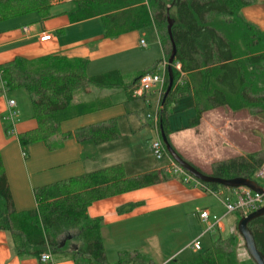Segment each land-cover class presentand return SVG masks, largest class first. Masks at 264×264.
I'll list each match as a JSON object with an SVG mask.
<instances>
[{
	"label": "trees",
	"instance_id": "1",
	"mask_svg": "<svg viewBox=\"0 0 264 264\" xmlns=\"http://www.w3.org/2000/svg\"><path fill=\"white\" fill-rule=\"evenodd\" d=\"M253 1L75 0L65 13L70 22L100 16L104 37H115L151 25L165 56L169 58L174 49L172 63H178L185 76L183 82L178 83L180 71L171 65L173 83L165 93L169 83L168 66L164 70L163 91L158 99V127L160 136L163 132L168 139L170 106L189 93L194 96L195 113L188 121V127L197 126L203 113L220 106H227L232 111L250 107L255 108L256 113H264V30L246 20L240 12L243 6ZM52 2L0 0V20L34 12L40 19H46L52 16ZM85 65L83 58L61 55L32 59L17 56L0 65V93L23 87L31 99L32 118L36 125L18 134L23 149L38 141L53 148L51 137L57 134L62 138L59 141L75 138L79 142L88 140L95 144L120 136L114 119L72 131L60 130L61 121L89 110H85L84 104L77 107L72 104L75 90L89 86L127 87L118 70L88 76ZM144 72L138 74L134 88L128 87L129 95L136 89L138 77ZM263 161L264 156L253 151L215 163L211 174L220 178L242 176L257 181L255 173ZM173 176L176 175L166 167L127 175L122 164H115L35 188L36 207L17 211L0 157V230L11 235L15 251L20 256L39 258L48 250L51 254L69 252L75 264H122L129 261L149 264L138 253L128 251L120 252L116 262H108L100 233L102 219L91 218L86 211L96 200L153 185ZM201 183L213 190L220 189L216 183ZM136 204H124L117 210L125 213ZM237 213L240 218L242 214ZM248 227L257 248L264 255V214L249 221ZM69 240L73 241L72 247L68 246ZM239 240L236 231L225 236L219 231L209 245L195 251L189 258L175 256L164 264L253 263L250 258L239 257Z\"/></svg>",
	"mask_w": 264,
	"mask_h": 264
},
{
	"label": "crops",
	"instance_id": "2",
	"mask_svg": "<svg viewBox=\"0 0 264 264\" xmlns=\"http://www.w3.org/2000/svg\"><path fill=\"white\" fill-rule=\"evenodd\" d=\"M64 2L68 1L52 2V16L43 20L35 12L0 20V65L17 56L32 59L44 55H61L85 59V73L88 76L112 69L118 70L122 75L124 86L127 87L89 86L86 89L75 90L72 104L76 107L84 104L83 106L86 107L84 109L88 108L89 110L61 121L60 130L62 132L72 131L81 126L114 119L120 136L98 144L88 140L79 142L75 138H65L60 143L62 146L60 149L57 145L50 148L46 143L38 141L31 143L25 150L17 136L19 133L34 128L36 124L34 125V122L31 121L33 113L32 115L26 113V115H21V118L19 116L16 118L17 113H21L22 109L18 106L15 97L11 95V91L17 89L24 91L32 109L30 96L23 87L2 90L0 93V157L14 208L17 211L36 207L35 188L90 171L122 164L127 175H135L167 166V163L149 162L148 159H144L140 155L139 149L141 148L147 152V157L150 151L148 130L140 125L136 113H133L140 104L138 101L131 107L124 104L130 98L139 95L132 91L131 95L128 94L130 92L128 87L134 88L138 74L142 71H152L155 68L156 45L164 55L156 31L158 44L154 47H149L146 42L145 45L140 43L142 32L139 30L127 31L115 37H104L100 16L70 22L67 13H65L68 9L60 6ZM240 12L246 20L264 30V0H254L243 6ZM44 34H50V39L41 41L39 38ZM143 48L149 50H142ZM140 55H144V57L141 58ZM150 55L152 56L148 58ZM128 66L132 78L128 75ZM144 95L141 96L144 97ZM8 99L15 101L12 118L9 116ZM173 104H176V115L180 116V112L188 107L191 112L180 122H177L170 110L168 113L169 142L186 161L201 171L211 174L215 163L253 152H242L235 143L236 136L242 137L243 135L244 120L235 118L236 111H232L227 106H220L203 113L197 126L182 130L186 134L191 131L195 134L192 138L193 142L196 141L195 145L206 141L208 146L207 151L204 149L201 151L198 146L192 152H186L184 155L169 137L176 140L171 132L180 124L181 127L185 126L186 122L194 116L193 93L178 98ZM132 108L133 111L130 114ZM26 116L28 117L26 118ZM123 126L128 127L124 128ZM199 127H203L204 135L199 133ZM241 129L243 130L241 131ZM136 130L138 133L146 130L147 134L144 133L142 138H138L133 135ZM61 139L59 134L51 137L53 141ZM83 151L87 154L85 157L82 155ZM206 155L209 157H204ZM203 159L205 161H202ZM200 162H212L211 170H202L199 167ZM220 192L221 196L218 199L210 191L203 190L198 184L183 182L179 176H173L153 185L96 200L88 206L86 212L91 218L101 217L102 219L100 233L105 258L108 262H116L120 252L128 251L132 254L138 253L143 256L141 258L145 261L149 259V264H164L188 249L195 252L189 244L203 231L193 234L189 239L178 238L182 221L184 222L190 216L192 209L196 216L193 219L190 217L192 225H195L194 228L204 223L198 214L201 210L206 209L211 214L221 217L219 226L214 228L217 230V236L219 231L222 236L236 231V225L235 227L230 225L227 228L224 218L230 214L225 213V207L221 201L224 198L234 200L235 196L230 187L220 188ZM128 203L137 204L130 211L119 213L118 207ZM222 209L223 212L220 213ZM206 233H210V231ZM206 233L201 236V239ZM160 237L167 247H160V243H157L156 240ZM210 239L213 238L210 237ZM143 240L149 241L148 246L156 251L155 257L147 255L148 253H142L144 249L140 242ZM240 248L238 255L244 259L246 254L244 255ZM189 257L178 258L187 259ZM0 264H75V262L69 252L52 254L50 262H40L35 255L20 256L15 251L11 235L5 230H0ZM122 264L140 263L129 261Z\"/></svg>",
	"mask_w": 264,
	"mask_h": 264
},
{
	"label": "rangeland",
	"instance_id": "3",
	"mask_svg": "<svg viewBox=\"0 0 264 264\" xmlns=\"http://www.w3.org/2000/svg\"><path fill=\"white\" fill-rule=\"evenodd\" d=\"M63 1H68V2L61 3L62 5H60V6L65 7V9H70L72 3L75 0H53V2H63ZM139 31L142 32V35L140 36V38L145 40V42L149 45V47H151V46L154 47L156 44H158L157 35L155 33L153 26H151V25L147 26L143 29H140ZM156 48H157V51H156L157 56H155L156 66L153 70L157 74L162 75L163 74V53H162V50L157 47V45H156ZM142 50H149V49L143 48ZM151 56L152 55H150L148 58H150ZM140 57L143 58L144 55H140ZM127 71L128 72L130 71L129 66L127 68ZM128 75H129V77L132 78V76H131L132 74H130V72L128 73ZM11 95H13L15 97V99L18 103V106H20L21 107L20 109H22L21 113L20 112L17 113L16 118H18V116L21 118V115H26V113H29V114L31 113V115H32L33 112H32V109L30 108V103L27 100V95L24 91L19 90V89L13 90V92L11 91ZM135 95H137V94H135ZM124 97H126V94H124ZM157 100H158L157 91H147V92H145L144 97H142L141 95H138L137 97L130 98L124 104L128 105L129 107L134 105L135 102H137V101L140 104L139 106L136 107V110L133 113H136L137 120L140 121L139 123L141 126H143V128H146L148 130V134H147L146 130L144 132L142 131L139 133L136 130L133 135H135L138 138L139 137L142 138V136H144V133H145V135L147 134V137H149V142H150V151H149L148 157H147V152L143 148L139 149L140 155L143 156L144 159H148L149 162H153L156 164L157 163H160V164L167 163L168 164V158L166 155H163L161 159H158L154 155L152 148H151V142L153 139L156 138V132L152 126V123L146 118V115L151 114L152 112H154L156 110ZM133 108L130 110V114L133 111ZM248 108L249 109L243 108V109L236 111L237 114H235V118L240 119L241 121L244 120L243 121L244 125L242 126V128H244V130L241 129V131L243 130L242 131L243 132L242 137L236 136L237 139H236L235 143H236V145L239 146L238 148H240L241 149L240 151H242V152L255 151V152L259 153L260 156H262V155H264V113H262V112L256 113L255 108H250V107H248ZM176 109H177L176 104H172L170 106V110L172 112L171 114L177 122H180V120L182 118L186 117V115L191 112L190 108L188 107V108H185L184 110H182L180 112L181 115L179 116V115L175 114ZM114 111H115V109H114ZM27 117L28 116H26V118ZM31 121L34 122V125L36 124L35 120L33 118H31ZM186 123L188 124V122H186ZM187 124L185 126H182V127L180 126L181 125L180 124L179 126L175 127L176 129L174 131L171 132V134H173V137H176V140L173 139L172 137H169V138H171V140H173L172 142L175 143L174 145H176L177 149L181 150L184 155H186V152H192L198 146H199V149L201 151H202V149L207 151L208 146H207L206 141H202L199 145H195L194 143L196 141L194 140V142H193V139H192L195 134L191 133L192 131L189 132L188 134L183 133L182 130L188 128ZM123 127L126 128L128 126H123ZM202 128L203 127H199L198 131L200 134L204 135L205 132ZM185 136H186V138H185ZM59 142H61V141H59V140L53 141L52 140L53 145L59 146V149H60L62 146L60 145ZM236 151L238 152L239 150H236ZM240 151H239V153H242ZM82 155L85 157L87 154L85 151H83ZM204 157H209V156L206 155ZM229 157H233V156H229ZM202 161H205V160L203 159ZM212 165H213L212 162H210V163L202 162L199 167H201V169L204 171H210L212 168ZM180 177H182V175ZM256 179L260 185L264 186V179L263 178L256 177ZM219 188L225 189L226 187L220 185ZM222 212H223V209L220 213H222ZM190 213H191L190 216H188V218L186 220H184V222L182 221V224H181L182 228H181V231L178 233V238L181 240L189 239L193 234L200 233L201 231H203V229L206 226L205 223H202L200 225L199 220L196 219L197 222H199L198 224L200 226L194 228L195 225H192V219L196 217L195 213H194V209H192ZM228 214H230V215L227 216L226 218H224V221L227 224V228L230 225L235 227L236 222L239 220L238 214L235 212H231ZM216 236H217V230L216 229H213L212 231H210V233H206L201 239L203 242L202 247L204 248L210 243V241H211L210 237L214 239ZM161 238L162 237H160L158 240H156L157 243H160V247H162V246L167 247L166 243H164L160 240ZM68 242L70 244L68 246L72 247L73 241L69 240ZM148 242L149 241H145V240L140 242L142 249H144V251L142 253H148L147 255L155 257L156 251L148 246ZM239 247H241L240 250L244 253V255L246 254L245 255L246 258H249L248 254L245 251V248L243 245V240L241 239V237L239 240L238 249H239ZM193 253H194L193 251L188 249V250L184 251V253H182L178 257L179 258L189 257ZM141 257L143 258V256H141ZM148 260L147 261L144 260L145 263H149L150 261H148ZM251 264H254V262Z\"/></svg>",
	"mask_w": 264,
	"mask_h": 264
},
{
	"label": "built area",
	"instance_id": "4",
	"mask_svg": "<svg viewBox=\"0 0 264 264\" xmlns=\"http://www.w3.org/2000/svg\"><path fill=\"white\" fill-rule=\"evenodd\" d=\"M50 34H44L40 36V40H48L50 39ZM142 45H145V41L142 39L140 41ZM169 65L168 58L163 55V74L159 75L154 70L152 71H146L139 75L137 83H136V89L134 90L135 93L139 95L145 94L147 91H157L158 98L161 95L163 91V84H164V70ZM174 65L175 68L180 71V76L178 78V83L183 82V77L185 76V72L180 69V65L178 63L171 64ZM1 74V70H0ZM8 105V111L9 116L12 118L14 111L13 107L15 106L14 99H8L7 101ZM158 104L157 108L154 112L151 114H147L146 118L152 123V126L156 132V138L152 140L151 142V148L156 156V158L161 159L163 155H166L168 158V164L166 166V169L175 174L176 176L182 175V181L183 182H194L198 184L203 190L210 191L215 197L220 198L221 192L220 189L213 190L211 188H207L204 186L201 181L195 179L191 174H189L181 165H179L167 152L166 147L161 139L160 131L158 127ZM256 177H260L264 179V161L258 168V170L255 173ZM231 191L233 192L235 199L230 200L229 198L221 199L224 207H225V213H231V212H239L242 215H246L249 212H252L264 204V198L263 196L259 195L258 193L254 192L253 190L247 188V187H235L231 188ZM200 220L206 224L203 232L197 236L195 239H193L189 246L195 251L201 250V236L213 230L215 227L219 226V223L221 221V217L211 214L208 210L203 209L198 214ZM40 262H50L52 260V254L50 251H43L39 256Z\"/></svg>",
	"mask_w": 264,
	"mask_h": 264
},
{
	"label": "water",
	"instance_id": "5",
	"mask_svg": "<svg viewBox=\"0 0 264 264\" xmlns=\"http://www.w3.org/2000/svg\"><path fill=\"white\" fill-rule=\"evenodd\" d=\"M171 21L168 22V31L170 32ZM174 61V49L172 50L171 54L168 58V71H169V83L165 90L167 93L173 83L172 77L170 75V68L171 63ZM161 137L164 142V145L168 151V154L179 164L181 165L189 174H191L194 178L207 182V183H216L221 186L235 188V187H247L254 192L258 193L259 195L263 196L264 198V186L260 185L257 181L238 176L234 178H220L216 177L212 174H207L196 166L191 164L190 162L186 161L170 144L167 139V136L161 132ZM264 214V204L260 208L249 212L246 215H242L236 224V232L243 240V245L245 248L246 253L248 254L249 258L254 262V264H264V255L263 253L257 248L254 236L250 228L248 227L249 221L252 219L259 217Z\"/></svg>",
	"mask_w": 264,
	"mask_h": 264
},
{
	"label": "bare ground",
	"instance_id": "6",
	"mask_svg": "<svg viewBox=\"0 0 264 264\" xmlns=\"http://www.w3.org/2000/svg\"><path fill=\"white\" fill-rule=\"evenodd\" d=\"M172 64V63H171ZM196 179V178H195ZM198 180V179H197ZM200 181V180H199Z\"/></svg>",
	"mask_w": 264,
	"mask_h": 264
}]
</instances>
